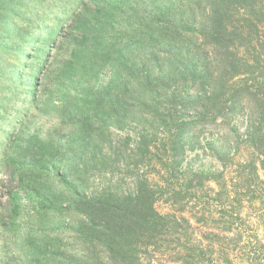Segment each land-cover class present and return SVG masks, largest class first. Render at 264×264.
Listing matches in <instances>:
<instances>
[{"label":"rangeland","instance_id":"rangeland-1","mask_svg":"<svg viewBox=\"0 0 264 264\" xmlns=\"http://www.w3.org/2000/svg\"><path fill=\"white\" fill-rule=\"evenodd\" d=\"M135 1L140 5L138 14L146 17L145 26L151 27L159 14V9H152L155 1L170 4L171 13L183 16L190 25L176 36L178 48L171 54L163 50V39L152 41L155 54L147 51L146 56L155 79L137 88L144 103H137L133 117L122 126H96L83 144L72 139L61 111L41 104L29 109L11 141L0 149V264H23L28 234L43 231L58 235L60 250L66 259L74 260L72 256L81 254V242L72 227L81 216L69 208L75 194L135 195L140 181L154 190V206L170 223L152 236L133 238L129 254L133 264H264V169L250 136L255 128L253 110L246 103L250 95L237 104L235 112L226 109L230 104L226 99L238 83L229 78L223 58L213 60L199 33L209 7L218 2ZM221 5L233 10L230 24L264 18V0L254 4L255 15L247 3L238 9L232 3ZM263 26L252 33L261 42ZM70 49V43H56L42 77L52 76ZM257 50L264 70V46ZM243 54L251 60L256 51L250 46ZM188 59L194 60L193 68L206 71V83L193 80L190 69L181 73L190 66ZM215 91L219 103L211 98ZM218 104L225 110L215 121ZM60 144L62 149L56 151L49 168L47 158ZM248 190L256 199H249L252 191ZM36 191L59 208L42 211ZM91 252L98 264H112L100 246H92Z\"/></svg>","mask_w":264,"mask_h":264},{"label":"trees","instance_id":"trees-1","mask_svg":"<svg viewBox=\"0 0 264 264\" xmlns=\"http://www.w3.org/2000/svg\"><path fill=\"white\" fill-rule=\"evenodd\" d=\"M216 1L218 6L209 7L199 33L211 49L213 60L223 58L229 78L238 83L226 99L230 103L226 109L235 112L237 104L250 95L246 103L255 116L250 136L264 169V70L261 52L257 50L264 42L252 37L253 31L264 25V18L259 22L244 18L238 25L230 24L233 10L220 4L232 3L238 9L247 3L250 13L255 15L257 0ZM139 9L135 0H0V149L11 141L12 132L21 127L34 105L61 111L70 124L72 139L83 144L97 127L108 123L122 126L133 117L137 103H144L137 88L143 89L142 85L155 79L146 56L147 51L155 54L152 41L163 39V50L171 54L178 48L176 36L180 37L190 25L183 16L171 13L170 4L155 1L152 9H159V14L151 27L145 26L146 17L138 14ZM58 42L70 43V53L52 76L42 77ZM250 46L256 54L248 60L243 53ZM188 61L190 66L181 73L190 69L193 80L206 83V71H198L193 68L194 60ZM136 83L138 87L134 86ZM216 95L217 91L211 98L218 102L220 96ZM224 110L220 105L214 120L224 115ZM61 147L60 144L54 153L51 151L47 158L49 168L53 167L56 151L60 152ZM219 158L222 160V156ZM254 168L258 169V164ZM256 175L259 177L257 172ZM203 176L215 177L195 174ZM36 194L42 211L56 206L45 194L37 191ZM256 197L252 191L249 199ZM155 201V192L146 181L139 182L135 195L120 196L105 191L89 196L77 192L69 208L81 216L72 225L81 242V254L72 256L74 260L66 259L57 244L58 235L30 232L22 249L23 264H98L92 257V246L106 250L112 264H133L129 255L133 238L148 233L152 236L160 226L170 223L169 217L155 208Z\"/></svg>","mask_w":264,"mask_h":264},{"label":"crops","instance_id":"crops-1","mask_svg":"<svg viewBox=\"0 0 264 264\" xmlns=\"http://www.w3.org/2000/svg\"><path fill=\"white\" fill-rule=\"evenodd\" d=\"M256 199V198H255ZM199 219H202L201 217Z\"/></svg>","mask_w":264,"mask_h":264}]
</instances>
